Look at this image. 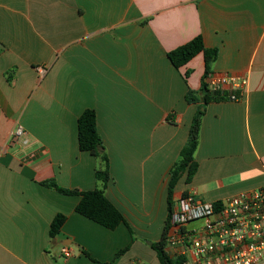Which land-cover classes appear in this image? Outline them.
Returning <instances> with one entry per match:
<instances>
[{"label":"crops","instance_id":"1","mask_svg":"<svg viewBox=\"0 0 264 264\" xmlns=\"http://www.w3.org/2000/svg\"><path fill=\"white\" fill-rule=\"evenodd\" d=\"M198 36L219 51L212 74L246 84L239 101L203 108L198 171L175 198L220 202L264 188V0H0V264H161L152 246L166 222L151 232L148 191L168 202L201 105L186 95L205 74L202 53L180 69L168 54ZM88 109L110 160L105 193L127 221L115 230L78 214L80 197L42 185L101 187L97 158L79 147Z\"/></svg>","mask_w":264,"mask_h":264},{"label":"built area","instance_id":"2","mask_svg":"<svg viewBox=\"0 0 264 264\" xmlns=\"http://www.w3.org/2000/svg\"><path fill=\"white\" fill-rule=\"evenodd\" d=\"M210 89L239 101L245 80L229 75L208 78ZM17 125L15 138L25 136ZM28 144V141H25ZM168 253L180 264H262L264 262V188L242 192L220 202H205L193 194L177 198L169 221ZM62 253L72 254L67 247Z\"/></svg>","mask_w":264,"mask_h":264},{"label":"trees","instance_id":"3","mask_svg":"<svg viewBox=\"0 0 264 264\" xmlns=\"http://www.w3.org/2000/svg\"><path fill=\"white\" fill-rule=\"evenodd\" d=\"M201 53L204 55L205 60V74L202 79L201 89L199 92L189 90L186 95V101L189 104L201 103V105L194 116L187 143L180 153V159L171 169L168 187V217L161 240L154 243L152 246L161 264H180V261L172 258L166 249L169 234V221L174 210L175 190L178 183L185 175L187 176L186 182L190 183L198 171L199 166L195 159V153L199 145L201 125L205 114L202 109L209 103L229 100V93L214 92L210 89L208 78L212 74L213 65L217 61L219 51L217 49L207 48L202 36H198L189 43L170 52L168 56L174 67L180 69ZM190 75V72H188L186 74V79H188ZM78 140L80 150L89 152L96 157L99 162L95 176L97 181L101 184V187L91 191H80L62 189L54 181H46L43 182L42 185L67 196L80 197L81 200L76 206V212L109 230H115L122 224L127 225V221L122 212L109 200L105 193L107 185L111 180L110 160L98 131L97 113L95 110H85L79 118ZM184 195H187V193ZM66 221L67 216L64 214H59L55 217L50 229L52 238L57 237L61 233L62 227ZM128 250L129 248H126L121 251L118 256L125 254Z\"/></svg>","mask_w":264,"mask_h":264},{"label":"rangeland","instance_id":"4","mask_svg":"<svg viewBox=\"0 0 264 264\" xmlns=\"http://www.w3.org/2000/svg\"><path fill=\"white\" fill-rule=\"evenodd\" d=\"M180 158H177V160L175 161V163H177L179 161ZM185 181H187V177L185 179ZM184 186V183H182V186L180 188H182ZM176 192V191H175ZM125 193H128L130 195L133 194H137L136 191L134 192H130L129 190H126ZM161 194L162 191H156L153 188H151V190L148 191V195H149V202H150V210H151V220L153 219V227H150V230L152 233H157L159 227L164 228L165 222L167 220L168 217V210H167V204L168 202L165 201H161ZM176 198H174V202H176ZM155 203V205H154ZM153 205L155 206L153 209ZM153 209V210H152ZM164 222V224H163ZM163 233V229L161 230V238H162V234ZM160 238V240H161ZM148 244L151 245L153 244V241L150 240L148 241Z\"/></svg>","mask_w":264,"mask_h":264},{"label":"water","instance_id":"5","mask_svg":"<svg viewBox=\"0 0 264 264\" xmlns=\"http://www.w3.org/2000/svg\"><path fill=\"white\" fill-rule=\"evenodd\" d=\"M203 110V109H202ZM152 245V244H151Z\"/></svg>","mask_w":264,"mask_h":264}]
</instances>
